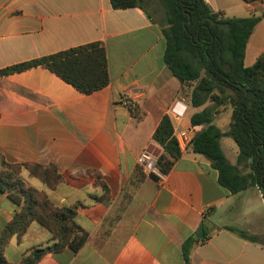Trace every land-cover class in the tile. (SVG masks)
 <instances>
[{
  "label": "crops",
  "instance_id": "1",
  "mask_svg": "<svg viewBox=\"0 0 264 264\" xmlns=\"http://www.w3.org/2000/svg\"><path fill=\"white\" fill-rule=\"evenodd\" d=\"M145 1L115 9L111 0H0V71L95 42H103L108 54L110 85L90 95L42 66L0 77V158L57 166L64 182L54 190L28 171L22 178L58 207L78 205L76 222L88 234L79 252H48L38 264H186L183 244L189 239L198 240L189 264H264L258 188L230 193L210 161L190 149L164 179L138 165L143 152L156 160L164 153L153 139L164 116L174 130L205 127L191 123L204 108L191 103L194 86L183 85L164 62V10L157 7V19ZM206 2L229 18L264 13V0ZM263 53L264 19L250 37L245 65L253 66ZM127 90L142 119L121 104ZM178 102L186 106L179 119L173 114ZM231 122L232 109L220 108L214 124L227 132ZM221 146L226 155L228 146ZM12 195L18 193L0 192V235L21 211ZM201 226L205 236L198 239ZM53 243L52 233L34 221L11 238L6 260L20 264Z\"/></svg>",
  "mask_w": 264,
  "mask_h": 264
},
{
  "label": "trees",
  "instance_id": "2",
  "mask_svg": "<svg viewBox=\"0 0 264 264\" xmlns=\"http://www.w3.org/2000/svg\"><path fill=\"white\" fill-rule=\"evenodd\" d=\"M254 3L260 0H244ZM115 9L141 6L143 0H111ZM165 13L167 27L164 62L183 85L194 86L191 103L204 107L195 114L193 126H205L191 141L194 154L207 158L218 171L220 186L232 194L249 188H258L264 198V53L253 66L245 65L250 37L264 19L225 17L224 12L213 11L206 0H159ZM45 67L60 79L85 95L103 90L110 85L109 61L106 45L95 42L0 71V77ZM195 84V85H194ZM211 102L212 106H207ZM222 107L232 109L230 129L223 132L215 124V115ZM137 119L140 112L132 110ZM174 127L166 115L161 120L153 139L164 153L157 160L163 174H168L175 161L182 156L181 148L173 137ZM223 137H232L239 152L236 165L226 157ZM0 192L15 190L10 196L21 207L13 221L0 235V264H10L5 250L14 235L21 236L34 221L46 227L54 243L37 248L26 255L20 264H38L48 252H60L71 247L79 252L88 240V234L76 222L78 205L58 207L48 193L29 185L23 178L28 171L31 178L39 179L48 189L54 190L64 182V176L55 165L12 164L0 158ZM240 237L259 242L257 236L246 231L229 228ZM198 240L189 239L183 244L186 264L190 263L192 248Z\"/></svg>",
  "mask_w": 264,
  "mask_h": 264
},
{
  "label": "built area",
  "instance_id": "3",
  "mask_svg": "<svg viewBox=\"0 0 264 264\" xmlns=\"http://www.w3.org/2000/svg\"><path fill=\"white\" fill-rule=\"evenodd\" d=\"M121 104L124 107L129 108L130 110L135 109V104L130 98L128 90L124 92ZM186 110V106L178 102L173 108L174 116L179 119L183 116ZM197 128H190L187 130H174L173 137L177 140L181 151H186L189 148V145L192 139L198 134ZM138 165L141 166L144 170L158 176L160 179L165 178V174H163L157 166V160L154 156H152L148 152H143L138 158Z\"/></svg>",
  "mask_w": 264,
  "mask_h": 264
},
{
  "label": "rangeland",
  "instance_id": "4",
  "mask_svg": "<svg viewBox=\"0 0 264 264\" xmlns=\"http://www.w3.org/2000/svg\"><path fill=\"white\" fill-rule=\"evenodd\" d=\"M144 4L148 7L149 11L154 16H156L157 19H159V16L155 13V10L157 9V7H159V8L161 7L159 0H146ZM221 142H222L224 149L226 146H228V151L226 150L225 152H226V155H227L228 159L230 160V162L231 163H234V162L237 163V156H238L239 149H238L237 144L233 140V138L232 137H223L221 139Z\"/></svg>",
  "mask_w": 264,
  "mask_h": 264
},
{
  "label": "water",
  "instance_id": "5",
  "mask_svg": "<svg viewBox=\"0 0 264 264\" xmlns=\"http://www.w3.org/2000/svg\"><path fill=\"white\" fill-rule=\"evenodd\" d=\"M204 236H205V233H204V226H201V228H200V230H199V232H198V234H197V238H198V239H203Z\"/></svg>",
  "mask_w": 264,
  "mask_h": 264
}]
</instances>
